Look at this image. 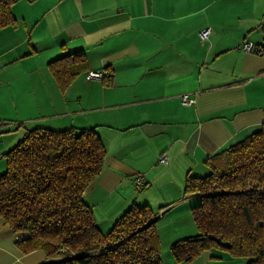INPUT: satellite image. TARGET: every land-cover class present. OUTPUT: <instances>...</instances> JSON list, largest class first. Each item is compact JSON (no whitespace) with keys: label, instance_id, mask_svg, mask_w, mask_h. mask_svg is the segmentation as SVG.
<instances>
[{"label":"crops","instance_id":"0c3cea01","mask_svg":"<svg viewBox=\"0 0 264 264\" xmlns=\"http://www.w3.org/2000/svg\"><path fill=\"white\" fill-rule=\"evenodd\" d=\"M11 11L17 26L0 30V160L30 130L96 128L108 157L84 197L97 223L131 208L127 190L137 174L148 184L161 154L188 174L264 124V0H20ZM247 40L263 53L242 50ZM80 51L88 70L62 92L49 64ZM92 71L112 72V84ZM185 94L195 102L182 104ZM182 192L151 208L163 264H246L220 250L173 256L198 234L201 199ZM29 238L0 218V264H47L41 249H22Z\"/></svg>","mask_w":264,"mask_h":264},{"label":"trees","instance_id":"16d2710c","mask_svg":"<svg viewBox=\"0 0 264 264\" xmlns=\"http://www.w3.org/2000/svg\"><path fill=\"white\" fill-rule=\"evenodd\" d=\"M19 1L0 0V30L17 26L11 10ZM85 57L80 51L49 64L62 92L88 70ZM105 81L112 84V72ZM261 127L207 159L205 176H187L185 195L199 196L201 203L192 210L198 234L171 247L179 262L220 250L246 264H264ZM107 157L96 128H36L3 155L7 168L0 176V218L29 234L22 249H41L47 264H163L150 207L132 206L112 231L102 233L85 203V193L102 175Z\"/></svg>","mask_w":264,"mask_h":264},{"label":"rangeland","instance_id":"374dc122","mask_svg":"<svg viewBox=\"0 0 264 264\" xmlns=\"http://www.w3.org/2000/svg\"><path fill=\"white\" fill-rule=\"evenodd\" d=\"M2 163L5 159L0 160ZM157 165V164H156ZM152 165L153 171L150 174L149 180H147L148 184L145 187L136 186L135 182H133V186L127 190L126 197L128 198V202H130L129 208L135 205L141 206L143 201L148 202L151 204L150 208L154 207L155 205H161L164 203L172 202L177 196L180 195L181 187L183 186V195H185V185H186V178L188 174L191 176H205L209 173L208 168L204 164L197 165V169L191 170L188 174L184 171L183 168H175L173 167L172 171H169V167L167 165L159 164V166ZM205 169V173L200 172V170ZM6 169L0 170L1 174H4ZM141 176H145L142 174H137ZM155 175V179L153 176ZM134 188V190H133ZM133 190V191H132ZM137 191V192H136ZM122 193V190H121ZM130 208V209H131ZM160 208L157 207L155 210ZM119 213H116L112 216H118ZM99 227L102 230V233H107L112 231V228L116 221H112L111 219H102L103 217L99 215ZM159 233V232H158Z\"/></svg>","mask_w":264,"mask_h":264},{"label":"built area","instance_id":"2783aa9c","mask_svg":"<svg viewBox=\"0 0 264 264\" xmlns=\"http://www.w3.org/2000/svg\"><path fill=\"white\" fill-rule=\"evenodd\" d=\"M212 34V28H210L209 26L204 27V29L202 28V30L199 32V37H200V41L202 43H206L207 40H209V38L211 37ZM242 50H244L245 52L248 53H263V49L256 47V45L252 42V41H244L242 46H241ZM108 73L106 71H92L88 73V78L89 79H97V80H104L106 79ZM182 104H189V103H193L195 102L194 99H190L189 96L187 94L183 95L182 97ZM170 161V157L168 156V154L164 153L161 154L160 157L158 158V163L159 164H163V165H168ZM135 182L136 186H140L142 187L144 185V177L141 175H136L135 176V180L133 181ZM164 211H162L160 213V216H163Z\"/></svg>","mask_w":264,"mask_h":264},{"label":"water","instance_id":"95a60500","mask_svg":"<svg viewBox=\"0 0 264 264\" xmlns=\"http://www.w3.org/2000/svg\"><path fill=\"white\" fill-rule=\"evenodd\" d=\"M217 241L220 242V239H218Z\"/></svg>","mask_w":264,"mask_h":264}]
</instances>
